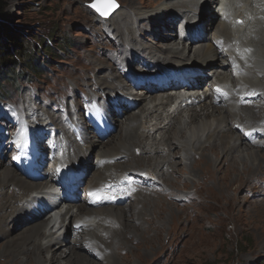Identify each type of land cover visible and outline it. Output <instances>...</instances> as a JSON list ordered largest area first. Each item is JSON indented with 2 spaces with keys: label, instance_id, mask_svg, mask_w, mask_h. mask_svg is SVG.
Here are the masks:
<instances>
[{
  "label": "bare ground",
  "instance_id": "obj_1",
  "mask_svg": "<svg viewBox=\"0 0 264 264\" xmlns=\"http://www.w3.org/2000/svg\"><path fill=\"white\" fill-rule=\"evenodd\" d=\"M136 1L139 0H129L130 3ZM141 1L139 4L145 5V8L128 6V11L124 14L121 8L108 19L113 21L112 31L116 30L120 42L124 45L122 50L114 51V58L120 65L124 66L126 62L130 64L127 60L131 56V50L139 51L147 55L149 61H153L150 63L148 60H137L130 64L140 66L137 73L134 72L133 76L124 77V74L120 76L122 80H125L121 83L123 86L141 88L146 93L141 95L142 92L139 90L133 97L124 96L120 92L121 88L110 83L111 76L108 78L103 76L100 83L107 87V91L101 95L97 94V97L107 94L105 99L91 98L88 106L83 107L80 106L81 101H79V106H73L72 112L66 109L61 110L57 115L48 113L41 105L35 106L37 111H41L47 117L48 124L36 119L39 128L31 123L19 126L18 119L13 117L12 121L16 122L17 127L12 126L13 131H10L8 140L3 133L0 134L1 151L5 149V144L8 142L13 145L14 151L11 156L23 158V161L29 162L26 169H18L15 163L7 167L3 166L0 158V238L3 237L5 241L0 251V258H2L0 264H94L88 258L86 249L92 255H97L98 260L104 261L105 264H114L115 253L126 249L127 254L120 255L122 264H129L127 261L129 254L143 263V257L137 252L139 247L150 246L154 249L157 245L158 250L155 251L157 255L165 248V245L161 243L164 234L171 244L181 236L200 238L203 228H197L196 224L199 221L208 220L209 217L227 216L229 220H232L234 210L240 207V201L232 195L233 188L237 186L241 190L248 187L253 176L264 172L261 151L254 150V147L263 142L264 134L261 135L263 133L261 131L264 130L255 132L254 130L258 127L251 128L252 125H247L249 121L241 118L239 114L246 109L244 113L247 116L257 108L256 104H252L255 107L244 109L243 107L247 106H244L242 95L245 98L246 93H251L249 98L251 101L256 100L258 104L262 99L261 90L253 84L258 85L257 76L264 75V64L258 62L257 58H264V0H218L219 7H214L219 17L217 30L214 35L212 34L213 37L208 40L209 42H206V37L202 33L210 30V25L208 30L206 29L204 19V16L209 13L207 8H199L198 5L205 1L206 5L212 9L217 0ZM208 16L205 18L211 24L214 20ZM166 20L171 25L179 20L175 27L179 32L175 36L184 44L182 48L174 47V45L160 47V43L152 47L151 43L147 44L136 39L137 33L142 31L144 25L147 27V24L149 26L155 24L158 30L156 29L153 34L161 30V24H164L166 29L169 28L170 25ZM187 29L202 34L203 39L183 40L182 34ZM194 43L196 44L194 52L191 56L188 54L190 58H185L191 51L188 46ZM196 63L199 65L195 66ZM116 66L114 63L109 69L113 71ZM227 71L231 73L227 74ZM183 72L186 74L183 75ZM141 73L144 77H135L136 74ZM109 75H112V72ZM168 77L180 81L178 88L188 92L185 95V97L189 95L188 98L184 97L178 103L176 90H166L167 84L165 87H158L162 82L165 83ZM113 78L116 79L114 74ZM187 78H191L193 82H188L183 87L181 84H184ZM256 80L257 83H255ZM205 82L207 84L204 87ZM128 89L131 92L132 89ZM97 92L88 93L94 95ZM156 94H161L160 102L155 99ZM26 99L33 100L31 95H27ZM123 99H127L129 105L124 104ZM146 99L151 100L152 106L143 107ZM177 103L178 105L174 106ZM113 105H120L123 110L121 122L116 120L115 112L109 108ZM138 106L141 108L140 114L146 116V121L149 120L150 123L155 121L160 125L161 130L166 131L160 135L159 143H152L149 149L142 142L144 137L137 132L142 125L140 120L142 115L140 117L133 115V107ZM193 107H197L198 111ZM241 108L243 110H240ZM182 114L188 119L190 131L197 130L201 134L196 137L194 145L191 142H181L176 138L175 133L169 132L172 127L175 129V123L180 124ZM28 115H30L29 112ZM228 122H231V128L240 122L238 124L240 126L237 127H244L250 132L251 137L245 149L238 148L240 139L231 128H227ZM119 124H122L121 129L123 126L125 128H123L125 134L123 138H100L99 131L106 129L112 132L118 128ZM34 129L36 132H32ZM47 135H49L47 141H43ZM180 137L181 140L185 139L184 136ZM218 140H221V143L220 147L216 148L215 144ZM130 141L131 143H128ZM208 144H210L209 151L215 156L218 155L214 160L205 151V146ZM159 146H165L168 151L175 149L179 152L158 159H144L141 156L138 158L132 152L133 150L135 153L141 152L140 155H142L148 154L152 149L154 153H159ZM216 150L223 156V165L219 168L216 164L220 153H216ZM198 151L202 156L203 165L200 174L197 172L193 174L200 180L199 191L196 189L198 200L195 203L200 206L195 210L192 219L187 215L183 217L176 215L172 210L168 211L167 216L174 225L173 230L165 231L162 224L167 222L162 217L165 204L157 207L149 205L155 199L159 201L161 198L153 199L148 198L151 195L148 197L144 195L141 201L137 202L135 197L138 195L135 194L133 198L132 196L138 188L135 185H128L126 176L117 178V175L113 176L110 173V168L115 171L113 173H121V176L129 174L128 172H137V168L145 170L153 166L155 170L152 173L157 177L161 174L156 172L158 164L155 162H160L164 166L170 157L177 154L183 155L184 159L189 161L190 153L197 155ZM169 153L170 151L165 155ZM120 159L128 160L127 164L121 165L118 162ZM173 165L169 164L167 168L174 171ZM69 174L77 180L79 188L84 181L85 195L79 202L74 199L60 202L58 205V198L56 200L54 197L53 187ZM149 175L151 176L150 173ZM173 192L171 191L169 196L178 197ZM131 198L134 201L133 204L130 202ZM129 203L131 205L125 211L124 208ZM261 204L257 209L258 214L255 212L260 229L264 227V201ZM57 209L59 210L56 220L48 222L49 219H46L29 227L43 215ZM201 212H206L205 218ZM146 216L147 219L144 221L143 217ZM11 225H19L22 232L10 236ZM107 225L115 227L116 230L101 228ZM75 228L80 229L81 233L76 234ZM117 229L122 233H119ZM104 231L109 234V239L101 233ZM57 234L55 238L54 235ZM71 236H76L75 240L71 241L72 243L68 241L64 246L65 250L61 249L63 242L66 241L63 240L64 237L68 239ZM132 241H138L135 252L129 248ZM100 246L105 248L102 250L97 248ZM107 250H110L108 254ZM187 260L191 261L189 258Z\"/></svg>",
  "mask_w": 264,
  "mask_h": 264
},
{
  "label": "rangeland",
  "instance_id": "obj_2",
  "mask_svg": "<svg viewBox=\"0 0 264 264\" xmlns=\"http://www.w3.org/2000/svg\"><path fill=\"white\" fill-rule=\"evenodd\" d=\"M92 1L93 0H2L1 6L4 18L0 19V23L4 24L6 28H2L0 30V43L8 44V48L3 51L1 50L0 53V134L3 133V135L7 137L6 140L9 138L10 131H13L11 130L12 126L14 125L17 127L16 122L12 121L13 117L18 119L17 121L20 124L19 126H26L27 123H31L36 126V128H39L40 126L36 122V119H40L43 123L48 124L47 117H45L41 111H37L35 106L41 105L45 107L48 113L57 115L61 112V110L63 111L68 109L67 111L72 112V107L79 106V101H81L80 106L83 107L88 106L91 98H96L97 100L105 99L107 94L102 95L99 98L97 97V94L101 95L107 91V87L100 83V79L103 76H106L107 78L111 76L112 82L110 83H114L116 87L121 88L120 92L124 96L133 97L139 90L142 92L141 95L146 93L141 88L136 90V88L129 86L128 88L132 89L131 92L133 94H131L130 90L121 84L124 83L125 80H122L120 76H123L124 74V77H126L127 75L131 76L134 72L137 73L140 66L130 65L135 63L137 60H148L150 63L153 61H149L150 59H148L147 55L136 50L135 52L131 50V56H129L127 60L130 64L126 62L124 66L120 65L116 58H114V51L116 52L118 49L122 50L124 45L120 42L116 34V30H114V32L112 31L114 29V25H112L113 21H110L108 18H102L89 7V4ZM113 1L118 5L117 11L122 8V14L128 11V6L130 8H135V6H145L139 4L142 2L141 0L133 3H130L129 0ZM219 1L217 0V2H215L212 9L206 5L207 2H202V4L200 3L198 5L199 8H207L209 16H205L214 20L210 24L204 16L206 29L208 30L209 25L211 26L208 32H202L206 37V42H209L208 40L212 39L215 31L217 30L219 17L216 15L217 10H214V7H219ZM117 11L114 13H117ZM213 12L214 14H212ZM166 22L168 23L167 20ZM177 23H179V20L174 22L173 25L168 23L170 26L167 29L164 27V24H161V30L159 32L157 31L155 34H153V32L156 31V29L158 30L155 24V26H149L147 24V27L144 25L142 31L137 33L136 39L147 44L151 43L150 45L152 47L160 43V47L162 45H174V47L176 46L182 48L184 44L180 40L176 39L175 36L179 32V30L175 29ZM123 31L125 33V29ZM150 34L153 36L151 37ZM170 34L172 35L170 36ZM161 35L162 38L160 39ZM10 38L15 39L12 44L8 41ZM200 39H203L202 34L200 35L199 40ZM195 45L196 44L194 43L191 46H188L191 48V51L190 53H187L185 58L192 55ZM261 50H263V48ZM257 58L258 62L264 64V58ZM34 63L37 65L35 69H32V64ZM114 63L117 66L112 71L109 68H111L110 66ZM198 65L199 64L197 63L195 64V66ZM110 72H112V75H109ZM230 73V71H227V74ZM113 74L116 79L113 78ZM263 76L258 75V85L253 84L254 87H258L261 90L260 95L262 96V99L259 104L256 103V100L251 101V98H249L251 93H246L245 98L244 95H242L243 97L241 96L245 103L244 106H247L243 107L244 109L255 107L252 106V104L257 105V108L253 109L252 114L250 115L246 116L244 113L246 109L243 110V108L240 109L243 111L239 113L241 118L249 121L247 125H252L251 128H255V126L256 128H259L254 130L255 132H260V129L264 130ZM135 77H144V74H136ZM237 79L239 80V78ZM257 80L255 83H257ZM206 84L207 83L205 82L203 86L205 87ZM96 91H98L96 94L89 95V93H95ZM27 95H31L33 100L28 101L26 99ZM160 95L161 94H156L157 97L155 96V99L158 100V102H160ZM149 100L150 99H146L143 107L147 108L148 106H152L151 100L150 103ZM138 107L133 108V115L135 114L137 117L142 115L140 118L142 125L139 127L137 132L139 135L144 137L142 142L147 145V148L149 149L152 143H159L161 139L160 135L166 131L164 132L161 130L160 125L155 121H152L151 123L149 120L146 121V116L140 114L141 108L140 106ZM109 108L115 111L116 120L121 122L123 120L121 117L124 115L121 106H109ZM193 109L198 111L197 107H193ZM28 112L30 115H28ZM19 114L20 117H18ZM182 117L180 124L177 125L178 122L175 123V129H172V127L170 131H168L170 134L172 132L175 133L176 138L181 142H191L194 145L193 142L196 141V137H198V135L201 136V134H199L197 130L192 131L191 129L190 131L188 128V119L183 114ZM155 123L156 125L154 126ZM239 123L240 122L236 123L235 126L231 128L232 125L230 122L227 128H231L232 132H234L240 139L238 148L240 147L245 149V145L249 141L251 134L246 131V128L237 127L240 126L238 125ZM117 127V129H114L109 133L106 137L107 139H118L120 137H124V126L122 129V124H119ZM134 129H137V127H134ZM32 132H36V130L34 129ZM261 132H263L261 135L264 134V131ZM180 136H184L185 139L181 140ZM48 137L49 135H47L46 138H43V141H47L46 139ZM128 143H131V141ZM220 143L221 140L216 142V148L220 147ZM258 146L254 147V150L261 151L260 157L264 160V139L263 142L258 144ZM209 148L210 144L206 145L205 151L209 153V156L213 160L216 159L218 155L215 156L211 153ZM158 149L159 153H154L153 150L150 149L151 152L148 153L150 156L148 154L140 155L141 152L135 153L134 150L132 152L136 157L140 158L141 156L144 159L164 158L169 157V155L174 152H179L178 150V152L175 151V149H169L170 153L165 155L169 152L166 150L167 148L165 146H159ZM13 151V145L8 142L5 144V149L2 151L0 150V158L1 162H3V166L7 167V165L15 163L16 166L18 165L21 167L18 159L13 155L11 156ZM199 153L200 152L198 151L197 155H194V153L191 152L189 161H186L183 155L177 154L174 155V157H170L167 162L168 164L165 163L164 166L161 165L160 162H155L158 164V171L156 170V172L161 174V176L158 175L157 177L153 174L155 170L153 166H149L148 169L145 170L137 168V172H128L129 174L121 176V173H113L115 172L112 170L113 168H110L111 172H109L113 176L117 175V178L126 176L129 181L128 185H135V187L138 188L132 196L133 198L135 194L138 195L135 197V201H141L144 195L145 197L151 195V197L148 198L153 199L156 197L161 198L159 201L155 199L149 205L157 207L161 204H165L166 207L163 208L164 213L162 217L167 220V222H163L162 224H164L165 231L173 230L174 225L167 216L168 211L172 210L176 215L183 217L187 215L192 219L195 215V210H197L200 206L195 204L198 200L196 189L199 191L198 185L200 180L199 178L194 177L193 174L195 172L199 174L201 173L200 171L203 164L201 162L202 156ZM216 153H220L216 164L219 168L223 165V156L218 150H216ZM96 161L97 160H95V162ZM123 161L125 160H118V162L124 166L127 164L128 160L125 162ZM169 164L177 165H173V169H175L174 171L167 168ZM145 165L148 166V164ZM9 168L13 169L12 167ZM251 180L252 181L248 187H244L241 190L237 186L233 188L232 195L240 201V207H237V209L234 210L235 213L232 214V220H229L226 216L220 218L209 217L208 220H204L203 222L199 221L196 226L197 228H203L201 233L202 236L200 237L201 239L198 237L181 236L177 241L170 244L167 237H164V234L163 241L161 243L165 245V248L160 250L161 252L159 251L157 255L155 254V251L158 250L157 245H155L154 249H151L150 246H141L137 252H139L141 257H143V263L138 262L135 257L129 254L127 259L129 264H264V245H261L264 244L262 243L264 242V227H261L262 229L259 228L260 226L257 224L259 220L256 215V213L258 214V207L261 206V202L264 201V172L253 176ZM83 185L84 181L78 191L80 198L85 195L86 191V188L83 187ZM255 187L256 189H254ZM139 189L142 190L140 191ZM171 191H174L173 193L178 197L171 198V196H169ZM132 198L130 202L133 204L134 201ZM131 203L124 208L125 211H127V207L131 205ZM168 204H170V206H168ZM58 210L59 209L53 210L52 212L43 215L40 220L33 222V224L31 223L29 227L46 219H49L48 222L56 220L58 217ZM205 214L206 212H201V215L204 218L206 217ZM154 217L155 216L153 215V218ZM143 219L146 221L147 216L143 217ZM110 226L111 225H107L101 228H111L116 230L115 227ZM142 228L143 226L140 227V232L142 231ZM21 229L19 225H11L10 236L20 234L22 232ZM79 230L80 229L75 228V233H81ZM101 233H104L107 237L106 239H109V234H106L105 231ZM119 233L122 232L119 231ZM58 234L54 235V237L56 238ZM75 237L76 236H71L68 239L64 237L63 240L66 241L63 242L61 249L65 250L64 246L67 242L75 240ZM4 243V238H0V251L4 247ZM137 243L138 241H132L129 244L131 251L133 250L135 252L134 249ZM97 248H101L102 250L105 247L100 246ZM189 249L191 250L189 251ZM85 251L87 252L86 254L88 258L94 264H105L104 261L98 260L97 255H92L88 249ZM109 251L110 250H107V254ZM152 251L155 254L154 256L151 255L153 254ZM127 252L128 250L126 249L124 251H120V253H115L114 264H122V261H120L122 256L120 255H125ZM187 258L191 259V261L189 262ZM0 262H2V258H0Z\"/></svg>",
  "mask_w": 264,
  "mask_h": 264
},
{
  "label": "water",
  "instance_id": "obj_3",
  "mask_svg": "<svg viewBox=\"0 0 264 264\" xmlns=\"http://www.w3.org/2000/svg\"><path fill=\"white\" fill-rule=\"evenodd\" d=\"M89 7L102 18H109L118 9L113 0H93Z\"/></svg>",
  "mask_w": 264,
  "mask_h": 264
},
{
  "label": "trees",
  "instance_id": "obj_4",
  "mask_svg": "<svg viewBox=\"0 0 264 264\" xmlns=\"http://www.w3.org/2000/svg\"><path fill=\"white\" fill-rule=\"evenodd\" d=\"M1 4H2V0H0V19H3V18H4V15L2 14L3 9H2ZM2 28H6V27H5L4 24L0 23V30H1ZM8 41H9V43L12 44V43L15 41V39H14V38H10V39H8ZM12 46H13V45H12ZM7 48H8V44H6V43L1 44V43H0V53H1V50L3 51L4 49H7ZM36 63H37V62H36ZM36 63L32 64V69H35V67H36V65H37Z\"/></svg>",
  "mask_w": 264,
  "mask_h": 264
}]
</instances>
